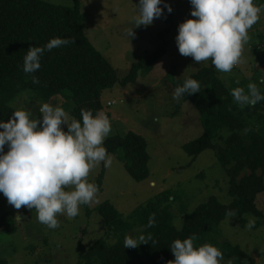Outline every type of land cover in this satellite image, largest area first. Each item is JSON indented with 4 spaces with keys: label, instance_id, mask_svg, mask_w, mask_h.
Segmentation results:
<instances>
[{
    "label": "rangeland",
    "instance_id": "374dc122",
    "mask_svg": "<svg viewBox=\"0 0 264 264\" xmlns=\"http://www.w3.org/2000/svg\"><path fill=\"white\" fill-rule=\"evenodd\" d=\"M44 1L65 7L75 5L74 0ZM79 2L85 19L86 36L112 64L119 79L129 74L133 64L156 50L159 33L172 28L168 35V53L150 74H141L135 84L126 88L117 86L105 91L102 96V112L109 117L112 127L107 139L130 131L143 136L148 142L150 177L146 181L135 182L118 154L110 155L111 166L105 167L101 163L87 177L98 187L95 201L82 205L75 218L59 216L60 224L55 230L37 221L35 209L22 206L17 210L0 193V221L7 215L6 219L14 221L15 229L12 235L0 232V260L6 259L8 264H78L80 254L106 233L103 218L96 210L107 201L128 219L136 209L170 192L176 198L175 202H171V212L174 225L179 230L184 226V209L191 213L212 196L223 204L232 201L229 177L215 152L207 150L196 159L187 153L186 146L204 134L196 106L189 101L183 102L182 98L175 100L172 96L174 80L198 72L210 61L198 64L192 57L180 55L175 43L178 25L187 19H195L190 15V0H164L173 8L172 13H167L165 9L164 15L154 19L153 25L135 28V38L130 40L125 33L126 29L134 26L133 18L138 15L136 6L139 0ZM169 17H172L171 21H168ZM217 74L230 91L241 85L247 92L249 83H256L258 88L264 87V83H260L264 78V10L259 13L258 22L248 31L240 62L230 73L217 71ZM34 96L36 94L31 91L25 92L11 106L15 110L29 111L33 119H42L40 106L49 103L63 107L69 115V122L73 118L70 109L74 107V102L65 99V96L58 95L51 102ZM108 102L114 104L108 106ZM62 127L67 128L66 125ZM103 171V184L99 187L98 181ZM257 205L264 212V193L258 196ZM22 213L29 218L18 220ZM245 218L246 225L250 220L254 222L251 229L241 225L236 216L227 217L218 227L198 237L196 245L210 243L217 247L224 255L221 264H229V261L237 264L226 244L239 246L256 264H264V218L252 215ZM258 222L260 226L254 228ZM84 229L87 230L83 235ZM129 235L138 237L139 230Z\"/></svg>",
    "mask_w": 264,
    "mask_h": 264
},
{
    "label": "trees",
    "instance_id": "16d2710c",
    "mask_svg": "<svg viewBox=\"0 0 264 264\" xmlns=\"http://www.w3.org/2000/svg\"><path fill=\"white\" fill-rule=\"evenodd\" d=\"M74 2V7H65L44 0H0V120H9L16 111L12 103L28 91L44 102H51L58 95L65 96L74 102L70 114L77 120L81 119L82 109L91 110L95 115L103 111L105 91L135 84L141 74H150L168 53L171 27L159 33L156 50L133 64L129 74L119 79L112 64L86 36L80 2ZM255 3L264 6V0H255ZM171 20L169 17L168 21ZM56 37L75 42L45 51L40 69L26 74L23 58L28 48L42 47ZM33 76L39 83H33ZM187 78L199 82L200 92L182 97V100L196 106L204 129L200 138L186 146L187 153L196 159L207 150L215 152L229 177L231 203L223 204L212 196L191 213L184 209V226L179 230L171 212V202L176 198L170 192L136 209L128 219L112 203L104 202L96 211L103 218L106 233L80 254L78 264H167L174 259L169 246L175 239L202 236L218 227L229 210L236 212L241 225H246L248 215L264 218V212L257 205L258 196L264 193V101L244 107L235 103L211 61L198 72L174 80L173 89L182 86ZM260 90L264 93V87ZM105 148L110 155L118 154L135 182L149 179L150 155L143 136L130 131L107 139ZM103 176L104 171L98 181L99 187L103 184ZM152 214H155V226L149 228L148 219ZM6 218L4 215L0 221V232L12 235L14 221ZM259 226L258 222L254 228ZM137 230L139 236L144 235L146 240L150 236L151 241L125 249V236ZM226 248L237 264H256L239 246L226 244ZM0 264L8 262L2 259Z\"/></svg>",
    "mask_w": 264,
    "mask_h": 264
},
{
    "label": "clouds",
    "instance_id": "9594fccd",
    "mask_svg": "<svg viewBox=\"0 0 264 264\" xmlns=\"http://www.w3.org/2000/svg\"><path fill=\"white\" fill-rule=\"evenodd\" d=\"M190 5V15L195 19L178 25L175 43L179 54L192 57L198 64L210 60L219 73H230L240 62L248 31L258 22L264 6L255 0H190ZM136 9L134 26L125 33L129 40L135 38V28L153 25L165 9L169 14L173 11L164 0H139ZM74 42L56 37L42 47H29L23 58V71L37 72L45 51ZM32 79L39 83L35 76ZM260 83H264V78ZM199 92V82L187 78L172 96L179 100ZM231 95L241 107L264 101V93L256 83H249L247 92L236 87ZM39 111L42 119L31 118L29 111L16 110L7 122L0 120V193L17 210L22 206L35 209L37 221L55 230L60 224L59 216L75 218L82 205L95 201L98 187L87 177L101 163L111 166L112 158L103 145L112 127L109 117L101 111L94 115L91 110L82 109L81 119L72 118L70 122L61 106L43 103ZM62 125L67 126L66 131ZM226 216L235 217L236 212L229 210ZM253 223L250 220L246 227L251 229ZM154 226L152 214L147 227ZM196 239H175L169 246L174 259L167 264H221L223 253L210 243L196 246ZM148 241L150 236L146 240L144 235H126L124 248L134 249Z\"/></svg>",
    "mask_w": 264,
    "mask_h": 264
},
{
    "label": "water",
    "instance_id": "95a60500",
    "mask_svg": "<svg viewBox=\"0 0 264 264\" xmlns=\"http://www.w3.org/2000/svg\"><path fill=\"white\" fill-rule=\"evenodd\" d=\"M28 218H29V217H28L27 214L22 213V214L20 215V217H19V220L22 221V220H24V219H28Z\"/></svg>",
    "mask_w": 264,
    "mask_h": 264
},
{
    "label": "built area",
    "instance_id": "2783aa9c",
    "mask_svg": "<svg viewBox=\"0 0 264 264\" xmlns=\"http://www.w3.org/2000/svg\"><path fill=\"white\" fill-rule=\"evenodd\" d=\"M113 103H108L109 106H111Z\"/></svg>",
    "mask_w": 264,
    "mask_h": 264
}]
</instances>
